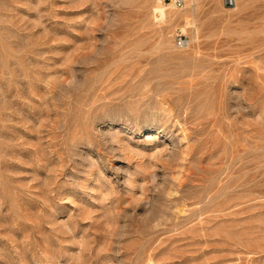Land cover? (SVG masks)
I'll return each mask as SVG.
<instances>
[{
  "label": "rangeland",
  "instance_id": "obj_1",
  "mask_svg": "<svg viewBox=\"0 0 264 264\" xmlns=\"http://www.w3.org/2000/svg\"><path fill=\"white\" fill-rule=\"evenodd\" d=\"M157 1L0 0V264H264V0Z\"/></svg>",
  "mask_w": 264,
  "mask_h": 264
},
{
  "label": "built area",
  "instance_id": "obj_2",
  "mask_svg": "<svg viewBox=\"0 0 264 264\" xmlns=\"http://www.w3.org/2000/svg\"><path fill=\"white\" fill-rule=\"evenodd\" d=\"M166 2L173 4L175 8L180 9L183 7L185 0H165ZM227 7H232L237 3V0H223ZM178 45L180 47H185L187 45V40L183 34H178L177 38Z\"/></svg>",
  "mask_w": 264,
  "mask_h": 264
},
{
  "label": "bare ground",
  "instance_id": "obj_3",
  "mask_svg": "<svg viewBox=\"0 0 264 264\" xmlns=\"http://www.w3.org/2000/svg\"><path fill=\"white\" fill-rule=\"evenodd\" d=\"M191 2H194L195 0H190ZM195 4V3H194ZM236 5V4H235ZM234 5V6H235ZM170 6L174 7L173 4H170L168 2H166L165 0H158L157 1V4L154 8V11L155 13L160 16L161 18L165 19L167 18V16H171V10L170 9ZM171 7V9H172ZM233 7V6H232ZM175 8V7H174ZM231 8V7H230ZM159 17V18H160ZM166 20V19H165Z\"/></svg>",
  "mask_w": 264,
  "mask_h": 264
}]
</instances>
